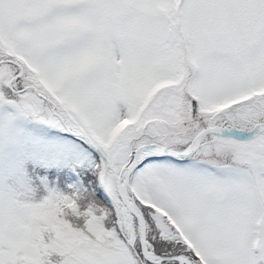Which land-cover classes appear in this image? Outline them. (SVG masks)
I'll list each match as a JSON object with an SVG mask.
<instances>
[{
  "label": "snow or ice",
  "instance_id": "1",
  "mask_svg": "<svg viewBox=\"0 0 264 264\" xmlns=\"http://www.w3.org/2000/svg\"><path fill=\"white\" fill-rule=\"evenodd\" d=\"M0 264H264V0H0Z\"/></svg>",
  "mask_w": 264,
  "mask_h": 264
}]
</instances>
